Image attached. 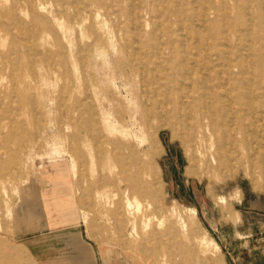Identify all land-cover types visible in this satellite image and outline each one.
Segmentation results:
<instances>
[{
	"label": "rangeland",
	"instance_id": "374dc122",
	"mask_svg": "<svg viewBox=\"0 0 264 264\" xmlns=\"http://www.w3.org/2000/svg\"><path fill=\"white\" fill-rule=\"evenodd\" d=\"M167 1L0 0V264L31 180L68 200L70 225L123 264H264V117L249 123L245 84L219 69L247 56V9L232 3L220 19L241 32L224 34L217 60L193 36L206 30L197 15L180 27ZM201 94L220 106L213 138L188 107Z\"/></svg>",
	"mask_w": 264,
	"mask_h": 264
},
{
	"label": "bare ground",
	"instance_id": "6f19581e",
	"mask_svg": "<svg viewBox=\"0 0 264 264\" xmlns=\"http://www.w3.org/2000/svg\"><path fill=\"white\" fill-rule=\"evenodd\" d=\"M100 1H102V0H100ZM200 1L201 0H168L167 2H165V7H166V10L168 12L175 13V17L177 18V24L180 27H183L184 25H186V20L192 19L193 17H195L194 15L196 14L198 21L203 23V27L206 30L210 29L211 32L207 33L206 30L200 31V32L197 31V33L193 34V36L198 37V38L201 37L202 39L204 37V39L202 40L204 43V46H209V47H211V49H213L216 52L217 60L223 59V58H225V55L227 53V52H225V53L223 52V45H225V47H226V46H228V44H230V40L224 34L227 31H234V32L236 31V32H238V34H240L241 31H238L239 30V24H235L234 22H229V23H226L225 25L221 26L219 21L222 18L223 21L228 22V17H226V13L229 9L228 8L229 5L232 3L238 5L237 2L240 3L241 0H219L220 4L218 6H210L209 3L207 4L206 0H203L201 2V4H203V7H200V9H199L197 7V5L200 3ZM243 1H244V5L247 9V12H246L247 18H246L245 23H244V27L246 30H244V31L245 32L249 31L251 33L249 34V38H250L249 40H244L245 42L240 40L238 45L243 47V49L247 52V56L245 59H243V61H240L236 64H232L230 62L226 66H220L219 69H223V72H224L226 78L228 79L229 83L232 85V87L234 89H236V87L239 85V82H242L243 84H245V89H244V92L241 96H243V98H244L243 99V107L247 111V118L246 119L248 121H250L249 123H251V125L257 126V121L253 120V119L250 120L249 116L252 117L254 115V113L260 111V109H261V112L263 113L262 116L264 117V37L263 38H256L255 34H254V31L257 30L258 27H261L264 24V0H243ZM114 8L115 9H114L113 14L116 17H120L121 14L123 15L122 7L118 2L115 3ZM21 15H22V13H21ZM26 17H25V19H27ZM111 19H113V18H111ZM208 23H213V27H206V25H208ZM142 25H143V23H142ZM11 26H12V23H11ZM14 30H15V28H14ZM161 37H163V36H161ZM257 42L259 43V46H260L259 51L255 49V45L257 44ZM199 43H200V41H199ZM135 44H136V42H135ZM188 49L189 48H185V47L183 48L182 52H183L184 56L187 55ZM165 53H168V52H165ZM201 53H202L203 59L207 58V55L205 53H203V51ZM186 57L188 58V56H186ZM188 59H192V58L189 57ZM168 61H167V63H168ZM149 63H151V62H149ZM214 68L217 69V66H214ZM142 69L143 68H140V70H142ZM145 72H148V71L145 70ZM191 80H192V77H191ZM5 83H6V78L3 75L0 76V91L5 90V88H6ZM167 86L169 87V90L172 89L171 83H169ZM210 91H213V90H210ZM204 94H201L202 97L200 98L199 102L193 101L192 103L188 104V107H190V108L199 107L202 109L204 116H202L200 118V121L202 122L201 126L203 125V127H201V129H203L205 131V133H207L209 136H212V138H213V136H215L213 126H214V128H219V125L222 121L217 116L218 111L220 109L219 108L220 106H217V108L215 109L212 106V104H210V102L207 101V99H208L207 94L206 95H204ZM167 104L169 105V103H167ZM236 104L242 105V101L239 100ZM258 104H260L259 109H258ZM4 105H5V100L1 98L0 99V107L3 108ZM231 105H233V104L231 103ZM215 110H217V111H215ZM241 132L242 131H240V132L237 131L236 128L232 129V133H234L236 136L239 135L241 137H244L246 134H243ZM156 133L158 134V132H156ZM201 135L203 136V134H201ZM202 139H204V138H202ZM188 175H191L190 171L188 172ZM127 202H128V200H127ZM202 244H207L206 239L202 240ZM131 249H132V247H131Z\"/></svg>",
	"mask_w": 264,
	"mask_h": 264
},
{
	"label": "crops",
	"instance_id": "0c3cea01",
	"mask_svg": "<svg viewBox=\"0 0 264 264\" xmlns=\"http://www.w3.org/2000/svg\"><path fill=\"white\" fill-rule=\"evenodd\" d=\"M35 190L36 181L31 180L29 192L13 211L18 224L6 264H123L116 251L94 247L70 225V213L62 209L68 200L56 202L51 189L39 195Z\"/></svg>",
	"mask_w": 264,
	"mask_h": 264
}]
</instances>
